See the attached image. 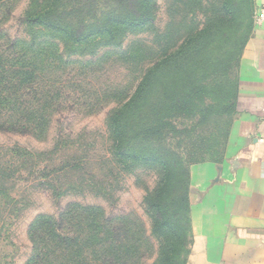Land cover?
I'll return each mask as SVG.
<instances>
[{"label":"trees","instance_id":"obj_1","mask_svg":"<svg viewBox=\"0 0 264 264\" xmlns=\"http://www.w3.org/2000/svg\"><path fill=\"white\" fill-rule=\"evenodd\" d=\"M12 1L0 0V131L20 133L45 132L60 109L46 107L60 89L56 94L44 89L49 69L55 73L67 64L61 43L121 46L127 32L153 24L157 10L156 0H29L22 18L29 38H13L3 26ZM235 6L229 13L233 28L226 50L212 51L220 27L210 19L198 35L149 65L109 118L112 158L157 170V182L144 197L150 228L131 217L113 218L99 204L70 202L58 237L60 264H145L151 258L150 264L188 263L194 241L190 166L223 157L231 124L224 129L220 119L235 112L232 75L254 26V0L236 1ZM35 94L48 100L41 104ZM214 115L216 124L203 138L196 134L197 126L181 122L194 118L200 124ZM32 232V240L39 238L37 223ZM50 255L40 250L30 264H47Z\"/></svg>","mask_w":264,"mask_h":264},{"label":"rangeland","instance_id":"obj_2","mask_svg":"<svg viewBox=\"0 0 264 264\" xmlns=\"http://www.w3.org/2000/svg\"><path fill=\"white\" fill-rule=\"evenodd\" d=\"M236 1L156 0L154 23L127 32L121 46L60 44L67 64L55 73L49 69L44 89L54 94L60 89L51 105L46 104L49 109L60 108L50 126L43 133L0 131V264H30L40 250L50 251L47 264H60L58 237L62 213L70 202L99 204L113 218L131 217L150 228L144 197L146 189L157 182V170L112 158L109 118L118 100L134 90L149 65L165 51L175 50L198 35L210 19L220 27V34L211 41L212 51L226 50V37L233 28L229 13L236 10ZM28 4L29 0L8 4L10 15L3 26L9 36L29 38L22 24ZM130 53L134 55L128 58ZM238 65L237 61L232 75L235 84ZM107 92L110 95L106 97ZM41 97L37 94L34 99L41 104L48 100ZM215 116L200 124L194 118L181 122L197 126L196 134L203 138L216 124ZM234 117V110L225 114L220 126L228 128ZM220 153L221 149L217 155ZM102 187L104 193L100 192ZM36 223L39 238L32 240ZM33 241L39 244L38 250Z\"/></svg>","mask_w":264,"mask_h":264},{"label":"crops","instance_id":"obj_3","mask_svg":"<svg viewBox=\"0 0 264 264\" xmlns=\"http://www.w3.org/2000/svg\"><path fill=\"white\" fill-rule=\"evenodd\" d=\"M264 0L238 65L223 157L190 166L194 241L187 264H264Z\"/></svg>","mask_w":264,"mask_h":264},{"label":"built area","instance_id":"obj_4","mask_svg":"<svg viewBox=\"0 0 264 264\" xmlns=\"http://www.w3.org/2000/svg\"><path fill=\"white\" fill-rule=\"evenodd\" d=\"M263 15H264V14H263V13H261L259 16H256V18H255V19H257V20H258V19H261V18H263Z\"/></svg>","mask_w":264,"mask_h":264}]
</instances>
